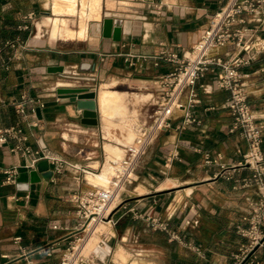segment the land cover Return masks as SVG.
I'll list each match as a JSON object with an SVG mask.
<instances>
[{"label": "crops", "instance_id": "1", "mask_svg": "<svg viewBox=\"0 0 264 264\" xmlns=\"http://www.w3.org/2000/svg\"><path fill=\"white\" fill-rule=\"evenodd\" d=\"M222 4L0 0V129L20 131L17 139L0 144V264H58L68 254L81 230L72 195L108 188L112 167L135 145L143 148L157 80L175 67L165 60L155 65L152 58L162 50L178 56L190 50ZM104 19L121 23L119 41L103 36ZM127 55L134 57V68L124 62ZM57 67L62 72L50 71ZM263 69L261 54L241 71L247 74L248 105L264 128ZM215 80L211 74L198 82L199 103L191 109L196 124L183 127L184 113L177 111L171 128L153 135L133 182L119 196L115 225L86 254L91 264H237L247 240L235 226L248 213L247 199L256 196L254 189L241 188L252 176L242 165L248 146L240 131L230 132L233 116L221 108L229 93L217 89ZM68 88L96 94L97 126L83 124L77 102L59 94ZM106 93L114 95L108 105L101 100ZM181 102L187 105L186 95ZM118 150L121 159H115ZM176 152L179 157L172 159ZM207 154L220 156L218 163L206 165ZM54 161L65 163L60 174ZM41 162L52 176L40 174L39 182L30 183L25 174ZM107 164L112 174L104 185ZM12 170L15 183L9 185ZM149 217L161 226L152 229ZM50 246L53 256L38 253Z\"/></svg>", "mask_w": 264, "mask_h": 264}, {"label": "built area", "instance_id": "2", "mask_svg": "<svg viewBox=\"0 0 264 264\" xmlns=\"http://www.w3.org/2000/svg\"><path fill=\"white\" fill-rule=\"evenodd\" d=\"M222 1V6L210 18L209 24L190 50L183 52L181 56L162 50L160 56L152 58L155 65L165 60L175 67L173 71L157 80V101L152 122L144 140L140 142L143 144L142 150L138 153L131 149L129 155L114 166L108 188L93 189L84 194L75 193L71 197V202L76 206V216L80 220L79 227L84 232L88 231L92 223L109 227L115 225L112 213L118 206L119 196L125 186L133 182L140 156L153 135L159 130L171 128V121L177 111L184 113L183 127L196 124L197 120L191 109L199 103L198 82L214 74L215 87L229 93V98L221 108L228 110L233 116L230 132L240 131L248 146L247 152L243 154L242 165L251 170L252 176L242 180L241 188L254 189L256 196L247 199L248 213L243 219V224L235 226L237 234L247 240L240 256H236V261L237 264L244 261V264H264V258H258V251L264 250V128L256 122L248 105L247 74L241 71L254 62L257 56L264 54V0ZM224 49L229 51L222 54L220 51ZM124 62L129 68L136 65L131 55L125 56ZM201 88H204L203 84ZM184 95L188 98L187 105L181 102ZM18 111L22 113L20 106ZM19 135L20 131L14 127L0 129V144L17 139ZM16 149L20 150L18 147ZM23 152L31 153L29 149ZM178 157V152L171 156L172 159ZM219 158L220 156L213 158L207 154L204 163L208 166L214 165L218 163ZM35 162L31 167H35ZM54 164V171L60 174L65 163L54 161ZM6 183H15L14 170L7 173ZM146 221L152 229L161 226L158 219L149 217ZM19 240V237L15 238V241ZM87 241L86 235L75 238L67 250L68 254L58 264H91L92 257L85 253ZM38 253L51 257L55 249L52 246L45 247ZM25 264L34 263L27 260Z\"/></svg>", "mask_w": 264, "mask_h": 264}, {"label": "water", "instance_id": "3", "mask_svg": "<svg viewBox=\"0 0 264 264\" xmlns=\"http://www.w3.org/2000/svg\"><path fill=\"white\" fill-rule=\"evenodd\" d=\"M121 23L119 21L113 22L111 19H104L103 21V36L112 38L115 41L120 40ZM51 72H62L61 67L51 68ZM62 97L69 99L71 102H77L78 108L82 111V123L86 125H98L96 103V94L84 89H63L59 92ZM36 114L40 117V109L36 110ZM42 174L45 178H50L52 172L48 170L47 162H41L37 166V170L31 171L25 176H29L30 183H37L40 181L39 175ZM22 191L28 190V186H19ZM256 251V249L254 250ZM245 262V261H244ZM244 262L242 264H244Z\"/></svg>", "mask_w": 264, "mask_h": 264}, {"label": "bare ground", "instance_id": "4", "mask_svg": "<svg viewBox=\"0 0 264 264\" xmlns=\"http://www.w3.org/2000/svg\"><path fill=\"white\" fill-rule=\"evenodd\" d=\"M74 12V10L72 9L71 10V13H73ZM55 35H57V33H55ZM69 35V34H68ZM59 36H61V34L59 35ZM69 36H73L72 34L71 35H69ZM111 96H114L113 94H109V93H106V94H104L103 96H102V103L104 104V105H108V103H109V98L111 97ZM109 112L111 113V114H113L112 113V110H110V109H108L107 111H106V113L107 114H109ZM132 134H133V131L131 130V129H128V135H129V138H130V136H132ZM141 145H135L134 146V149H135V152H140L141 151ZM108 150L109 151H111L112 149L111 148H108ZM112 152H114V151H112ZM114 154H116V158L115 159H121V157H122V152L121 151H117V153H114ZM111 162H112V160H111ZM112 165V164H111ZM112 169H113V167H112ZM111 171V167H110V165L109 164H107L106 166H105V168H104V170H103V175L101 176V178H102V183L104 184V185H106V183H107V180H108V173ZM113 172V171H112ZM112 172H110L111 174H112ZM110 175V174H109ZM100 226V228H99V230H97V228ZM106 227H108V226H106L105 224H100V225H96V224H94V223H92L89 227H88V229L91 231V232H95L94 230H97L98 232H102L103 230H104V228H106Z\"/></svg>", "mask_w": 264, "mask_h": 264}, {"label": "rangeland", "instance_id": "5", "mask_svg": "<svg viewBox=\"0 0 264 264\" xmlns=\"http://www.w3.org/2000/svg\"><path fill=\"white\" fill-rule=\"evenodd\" d=\"M147 121H145V123H147ZM138 123V122H137ZM107 226V225H106ZM100 226L97 228V230H99ZM109 226L104 228V230L102 232H98L97 230H94L95 232H91L89 229L87 232H84L83 230L80 231V238L81 237H85L86 235V239L87 241V246L85 249V253L87 254L88 252L92 251L95 246L97 245V243L100 242V238H101V234H107L109 232ZM79 243L76 244V246H78ZM258 258L262 259L264 258V250H259L258 251Z\"/></svg>", "mask_w": 264, "mask_h": 264}]
</instances>
